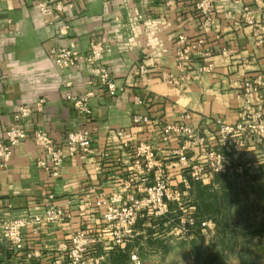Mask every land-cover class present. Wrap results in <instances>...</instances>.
<instances>
[{
	"label": "crops",
	"instance_id": "1",
	"mask_svg": "<svg viewBox=\"0 0 264 264\" xmlns=\"http://www.w3.org/2000/svg\"><path fill=\"white\" fill-rule=\"evenodd\" d=\"M39 1L0 0V138L6 136L21 106L33 109L26 123L30 137L16 147L6 167L0 166V230L4 222L42 212L52 204L68 218L63 224L43 225L38 233L26 230L19 251L0 243V264H54L79 229L94 238L92 248L106 258L119 248L129 253L153 248L169 251L175 230L167 226L172 225L169 218L163 223L142 217L133 240L124 247L114 245L104 227L105 207L97 205L99 197L138 191L141 175L133 168V150L141 142L155 147L170 184L182 189L188 173L173 156L182 139L176 136L163 142L164 126L186 122L210 146H218L216 120L238 121L245 103V80L259 81L250 108L264 114V46L256 42L264 34V0H214L209 27L204 26L206 18L197 0H60L64 9L51 24L37 8ZM245 7L254 17L252 24L246 21ZM63 23L70 25L66 36L58 34ZM181 36L203 38L204 45L189 65L192 78L177 86L165 83L162 72L182 73L176 55ZM93 39L111 45L105 64L121 90L112 97L105 88L96 87L90 100L92 113L84 115L66 94L89 91V71L86 67L60 70L50 50L73 40L87 52ZM224 47L230 50L228 55L221 53ZM208 62L214 69L203 72ZM139 64L147 66L148 76L135 74ZM136 96L143 104L135 103ZM40 100H44L41 106ZM136 114L150 121L137 124L133 121ZM37 128L47 130L58 145L65 144L72 131L89 130L92 150L68 155L55 178L36 164L39 149L32 133ZM189 153L198 156L199 148ZM241 156L245 168H258L264 162V139L251 141Z\"/></svg>",
	"mask_w": 264,
	"mask_h": 264
},
{
	"label": "built area",
	"instance_id": "2",
	"mask_svg": "<svg viewBox=\"0 0 264 264\" xmlns=\"http://www.w3.org/2000/svg\"><path fill=\"white\" fill-rule=\"evenodd\" d=\"M47 23H55L64 4L60 0H41L36 4ZM197 8L204 14V26H211L214 12V0H197ZM246 21L254 23V17L248 7L244 8ZM264 20V15H263ZM70 25L63 23L58 28V34L68 35ZM257 44L264 46V34H259ZM176 55L179 62L180 74L162 72V80L172 85H183L189 81V65L194 54L199 52L204 45L203 38L189 39L181 36L177 41ZM112 47L104 40L93 39L87 52L82 51L77 43L69 40L68 44L53 47L50 50L51 58L59 69L68 71L74 68L86 67L90 78L88 84L91 89L82 95L67 92L66 99L74 103L75 108L84 115L92 113L90 100L95 96V88H105L110 96L116 97L121 90L116 78L105 64L106 57L111 53ZM223 55H228L230 50L221 49ZM205 55H209L204 53ZM214 69L212 62L202 66L203 72H211ZM148 68L145 64H139L135 74L148 76ZM72 83L68 82L70 87ZM244 106L240 117L235 123H227L217 119L219 145L210 146L205 136L186 122L168 123L163 128V142L168 143L174 137L182 139V146L173 151L180 164L187 170V175L182 179L183 188L173 187L169 181V172L163 163L157 159L155 147L147 142L139 143L133 152L134 170L141 175V185L136 192L117 191L106 196L100 195L98 207H105L102 218L105 221V229L110 234L114 245L124 247L129 244L137 234L136 225L140 218L149 216L153 220L170 218L173 214L175 231L181 235H191L196 224V209L191 202V181H204L215 177L216 174L229 171H243L245 165L241 163V155L256 139L261 142L264 139V114L261 111H252V95L259 89V81L245 80ZM44 100H40L39 106ZM135 103L143 104V99L135 97ZM33 109L29 106H21L14 114L6 136L0 138V166L6 167L12 160L15 149L30 137L26 129V123L31 117ZM186 119L189 115L185 116ZM133 121L144 124L150 121L148 116L136 114ZM120 135L123 131L119 132ZM32 139L39 149L36 164L39 168L49 172L53 177H58L64 166L66 157L86 155L92 150L93 139L89 130H76L70 132L65 144L58 145L50 133L42 128H37L32 133ZM193 148H199L198 156L190 155ZM175 205V209L172 205ZM67 213L56 204L50 205L42 212L31 213L25 216L12 218L4 222L0 230V243H6L12 250H21L24 244V234L31 229L38 233L43 225L63 224L67 221ZM94 238L84 229L76 231L71 238V244L66 245L64 253L54 260V264H101L104 255H90ZM33 254H29L32 257ZM137 256L133 255V259Z\"/></svg>",
	"mask_w": 264,
	"mask_h": 264
},
{
	"label": "rangeland",
	"instance_id": "3",
	"mask_svg": "<svg viewBox=\"0 0 264 264\" xmlns=\"http://www.w3.org/2000/svg\"><path fill=\"white\" fill-rule=\"evenodd\" d=\"M257 167L232 170L226 190L215 177L201 181L211 193L199 203L205 207L202 212L197 210L198 198L190 196L196 209L191 235L174 230L169 251L129 253L130 264H264V162ZM174 218L168 219L170 229L176 226ZM101 264L111 263L104 257Z\"/></svg>",
	"mask_w": 264,
	"mask_h": 264
},
{
	"label": "trees",
	"instance_id": "4",
	"mask_svg": "<svg viewBox=\"0 0 264 264\" xmlns=\"http://www.w3.org/2000/svg\"><path fill=\"white\" fill-rule=\"evenodd\" d=\"M230 172L227 173H221V174H216L215 175V179L217 181H219L220 184H222V188L223 190H226L225 188V182L228 181V174ZM192 184V188H191V194L193 193V195H195L196 199L198 200L197 202V210L199 212H202L201 210L205 207H203L202 204H199L201 202V200L204 198V196L210 195L211 192H209V187L206 185H203L201 181H195L192 180L191 181ZM225 192V191H224ZM209 193V194H208ZM227 195L229 194L228 192H226ZM224 194V193H223ZM222 194V195H223ZM173 206V205H172ZM173 208H175V205L173 206ZM172 217H177V215H174ZM163 223L167 220V218L162 219ZM90 255H100L97 253V251L95 249H91V252L89 253ZM107 261L111 264H130V254L127 250H123V249H116L113 250V252L107 257Z\"/></svg>",
	"mask_w": 264,
	"mask_h": 264
}]
</instances>
